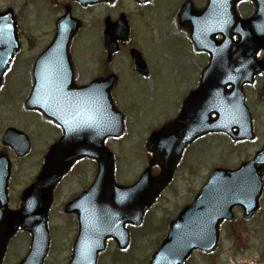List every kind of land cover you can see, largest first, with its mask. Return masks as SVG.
Wrapping results in <instances>:
<instances>
[{"label":"water","instance_id":"water-1","mask_svg":"<svg viewBox=\"0 0 264 264\" xmlns=\"http://www.w3.org/2000/svg\"><path fill=\"white\" fill-rule=\"evenodd\" d=\"M77 1L85 6L113 0ZM237 1L240 0H232V6ZM254 2L256 12L245 20L239 18L234 6L226 14H213L208 9L197 12L190 2L182 7L179 21L190 32L196 50L209 54V63L201 72L197 89L183 101L178 116L153 131L147 139L146 150L152 155L150 164L159 167L158 175L152 176L148 167L132 186L114 183L113 157L104 146L105 139L118 138L123 132V116L109 95L115 77L95 80L88 87L76 88L73 92L51 93L43 92L42 85L38 84L41 79H36L26 105L59 122L63 137L50 147L38 176L22 193L18 211L6 209L5 185L1 186L0 264L18 228L31 235L29 252L19 264L43 263L48 251L46 222L53 190L83 157L95 160L97 170L89 189L64 207L65 213L77 215L78 223L68 264H96L108 238L124 249L128 243L124 225L141 223L143 214L171 182L184 149L194 140L209 133H225L235 141L253 138L242 85L264 72V58L256 59L259 51L264 52V0ZM79 27L80 22L66 11L56 23L55 38L37 64L60 60L65 71H70L68 46ZM218 34L222 36L219 42L214 40ZM233 36L238 38L236 42L232 41ZM128 39L123 15L115 23L105 19L103 45L107 62L118 50L117 42L124 45ZM18 49L13 13L8 9L0 14V77ZM130 55L136 71L146 75L141 55L136 50H131ZM8 133L21 136L14 130ZM26 151L27 147L18 155ZM0 167L7 171V162ZM263 172L264 145L251 161L235 170L214 169L193 202L170 222L167 236L148 264H184L194 251L214 252L219 241V226L224 220L234 219V207L242 209L245 219H250L258 210ZM3 178L5 180L6 175Z\"/></svg>","mask_w":264,"mask_h":264},{"label":"rangeland","instance_id":"rangeland-1","mask_svg":"<svg viewBox=\"0 0 264 264\" xmlns=\"http://www.w3.org/2000/svg\"><path fill=\"white\" fill-rule=\"evenodd\" d=\"M59 1L61 5L68 0ZM192 1L197 9L201 7L202 0ZM182 2L150 0L146 6H138L130 0H120L113 7L89 9L72 5L73 17L83 23V30L75 35L70 45L71 61L80 82L101 76L104 59L102 20L106 16L114 20L119 13L127 16L130 44L149 68V77L135 76L127 50L115 55L109 66L110 74L117 77L111 97L125 117L123 136L106 141L115 158L117 184H132L147 167L148 155L144 148L148 135L175 118L187 93L197 86L201 68L207 64V56L196 53L186 34L177 29L175 19ZM48 4L41 0H0V12L11 8L17 16L21 41V51L11 67L5 88L0 91V151L3 133L9 127L25 134L30 144L25 158L17 159L9 153L12 165L8 185L11 209L17 207L19 193L36 175L45 151L60 136L54 125L23 106L29 92L30 67L51 42L54 22L59 17L51 14L55 12L51 8L49 10ZM238 12L243 18L250 15L249 11ZM258 87L260 85L253 88L247 104L251 114L257 118V123H254L255 140L234 143L216 134L205 136L190 146L182 156L172 184L147 213L142 225L128 230L129 247L126 252L117 254L118 249L108 242L97 264H147L157 243L166 235L168 223L191 203L211 170L235 169L259 151L264 140V104L255 100ZM86 163L71 172L55 191L48 219L50 249L44 264H67L69 261L76 224L74 218H71L72 224L63 214V204L92 181L94 165ZM152 172L156 174L157 169L153 168ZM235 217L234 222L222 227L221 243L215 254L209 256L196 252L186 264H224L227 260L239 264H264V191L260 210L254 218L240 226L235 224L242 219L240 210L235 211ZM28 242L24 234L16 236L8 247L3 264H17L22 260L27 253Z\"/></svg>","mask_w":264,"mask_h":264},{"label":"flooded vegetation","instance_id":"flooded-vegetation-1","mask_svg":"<svg viewBox=\"0 0 264 264\" xmlns=\"http://www.w3.org/2000/svg\"><path fill=\"white\" fill-rule=\"evenodd\" d=\"M41 1H44V2H47L49 3L48 4V8L50 10L53 9V11L55 13H51V14H58L59 17L64 13L65 11V8L67 6H70V9H71V13H73V9H72V5L76 4L74 2H71L70 0H68L66 3H61V1L59 0H41ZM188 1V0H187ZM186 2V0H183V2L181 3V6ZM134 3V2H133ZM231 3L232 1L231 0H202V3H201V7L198 8V9H202V8H206L208 6V8L210 10H212V12H215V13H221V12H225L227 8H231ZM135 4V3H134ZM112 4H107V5H103V6H111ZM180 6V7H181ZM236 8L237 10H244L245 12L246 11H249L250 15L254 13L255 11V5L252 1H241V2H238L236 3ZM180 9V8H179ZM178 9V10H179ZM60 10V11H59ZM61 15H60V13ZM73 15V14H72ZM248 15V16H250ZM247 16V17H248ZM16 20H17V16H16ZM55 23V22H54ZM20 38V35L18 36ZM219 39V38H218ZM131 44H129L128 46L126 47H123L120 49L121 50H127V53H128V50L129 48H131ZM264 57V53L263 52H260L258 53L257 55V58L259 60H262V58ZM37 59V58H36ZM35 59V60H36ZM33 61L32 63V66L30 67V77H28V80H29V86H30V91L31 89L33 88L34 84H35V77H37L39 79V77H44V78H48L50 79L49 81V86L51 85H57L56 88H61V86L63 85V81H64V78H66L65 76V72L64 71H61L59 72V69L61 68L62 65H60L57 61L53 60V61H50L51 64H48L47 66V71L46 72H43V70L45 69L46 67V61H43L42 63H40L38 66H36V69H35V62L37 61ZM128 60H129V63H130V68H132V62H131V59L128 55ZM112 63V62H111ZM106 64L105 61L104 62H101V67H102V74L101 76L98 75V77H106L108 76L110 73H112L111 69H110V64ZM72 64V63H71ZM73 66V65H72ZM133 70V68H132ZM34 71H35V75H34ZM72 71H73V75L72 77L70 78V82L65 85V86H71L72 88H78L80 86H85L87 84H89V82H91L93 79L91 80H87V81H83V82H80L79 81V78L76 76L75 74V70H73V67H72ZM134 72V70H133ZM41 74V75H40ZM135 74V73H134ZM98 77H95V78H98ZM94 78V79H95ZM259 86L258 89H256V92H255V100L259 103V104H264V73H261L259 74L255 79H254V82L251 84V85H246L244 87V94H245V102L246 104H248V97L250 96V94L253 92V88L255 86ZM64 86V85H63ZM63 87V89H66L67 87ZM248 106V105H247ZM249 108V107H248ZM250 110V109H249ZM251 112V111H250ZM252 123H253V131L255 133V127H254V123L256 124L257 123V118L254 117L252 114ZM256 135V134H255Z\"/></svg>","mask_w":264,"mask_h":264},{"label":"trees","instance_id":"trees-1","mask_svg":"<svg viewBox=\"0 0 264 264\" xmlns=\"http://www.w3.org/2000/svg\"><path fill=\"white\" fill-rule=\"evenodd\" d=\"M244 223L245 222H243V221H237V222H235V224L240 225V226H244ZM243 249H245V247ZM214 264H217V262H215Z\"/></svg>","mask_w":264,"mask_h":264}]
</instances>
